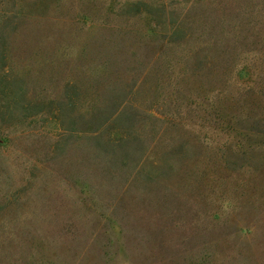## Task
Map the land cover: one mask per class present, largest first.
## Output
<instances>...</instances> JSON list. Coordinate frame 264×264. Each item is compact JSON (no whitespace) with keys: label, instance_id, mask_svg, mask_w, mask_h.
Segmentation results:
<instances>
[{"label":"rangeland","instance_id":"obj_1","mask_svg":"<svg viewBox=\"0 0 264 264\" xmlns=\"http://www.w3.org/2000/svg\"><path fill=\"white\" fill-rule=\"evenodd\" d=\"M0 45L44 106L0 121V264H264V0H0Z\"/></svg>","mask_w":264,"mask_h":264},{"label":"trees","instance_id":"obj_2","mask_svg":"<svg viewBox=\"0 0 264 264\" xmlns=\"http://www.w3.org/2000/svg\"><path fill=\"white\" fill-rule=\"evenodd\" d=\"M5 43V41H3ZM6 60V47L0 45V61ZM0 94H4L5 101L0 106V121L14 122L33 117L44 111V106L31 101L28 97V88L22 79L17 77H0ZM60 104L63 116L73 107V98L68 96ZM65 113V114H64ZM62 115V114H61ZM136 113L131 105H125L115 118L116 132L105 139L103 133L86 135L88 144L93 143L98 148V155L103 157L109 168L122 167L128 164L134 153L142 147L140 134L135 129ZM63 124L70 130L68 139L75 132V120L64 116Z\"/></svg>","mask_w":264,"mask_h":264}]
</instances>
